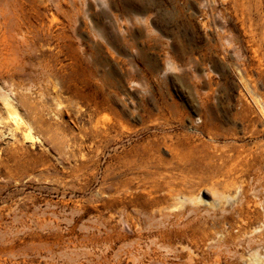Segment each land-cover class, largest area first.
<instances>
[{
  "label": "rangeland",
  "instance_id": "1",
  "mask_svg": "<svg viewBox=\"0 0 264 264\" xmlns=\"http://www.w3.org/2000/svg\"><path fill=\"white\" fill-rule=\"evenodd\" d=\"M0 264H264V0H0Z\"/></svg>",
  "mask_w": 264,
  "mask_h": 264
},
{
  "label": "bare ground",
  "instance_id": "2",
  "mask_svg": "<svg viewBox=\"0 0 264 264\" xmlns=\"http://www.w3.org/2000/svg\"><path fill=\"white\" fill-rule=\"evenodd\" d=\"M5 105H6V107H8L10 109L11 106L8 103H5ZM14 114H16V113H14Z\"/></svg>",
  "mask_w": 264,
  "mask_h": 264
}]
</instances>
